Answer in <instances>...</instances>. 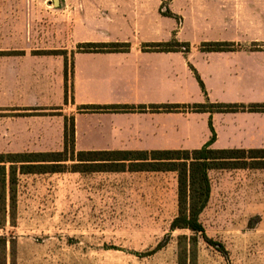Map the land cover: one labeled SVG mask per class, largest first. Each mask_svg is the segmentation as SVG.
Masks as SVG:
<instances>
[{
	"label": "crops",
	"instance_id": "obj_1",
	"mask_svg": "<svg viewBox=\"0 0 264 264\" xmlns=\"http://www.w3.org/2000/svg\"><path fill=\"white\" fill-rule=\"evenodd\" d=\"M21 1L28 21L23 36L47 38L50 45L19 48L21 55L0 61L1 85L10 88L0 109L39 114L17 123L32 138L25 149L63 150L70 117L81 152L194 151L211 143L213 131L214 150L264 149V113L79 112L94 106L264 104V0ZM173 42L189 51H143ZM82 44L130 48L79 53ZM208 44L232 46L205 50ZM66 61L73 69L68 81Z\"/></svg>",
	"mask_w": 264,
	"mask_h": 264
},
{
	"label": "rangeland",
	"instance_id": "obj_2",
	"mask_svg": "<svg viewBox=\"0 0 264 264\" xmlns=\"http://www.w3.org/2000/svg\"><path fill=\"white\" fill-rule=\"evenodd\" d=\"M22 3L0 0V61L21 55L19 48L50 47L47 38L23 36L28 21L22 18L27 8ZM67 67L68 81L73 69ZM9 89L0 80V99ZM24 112L0 109V161L17 160L10 155L63 152L24 148L32 138L17 123L39 115ZM72 118H67L69 127ZM80 152L69 153L76 161L65 163L63 173L22 174L21 164L0 163V178L4 169L7 177L11 171L16 177L12 198L8 187L6 198L0 197L5 264H264V163L214 164L210 199L199 219L204 234L196 245L188 243L194 255L179 260L178 238L195 234L171 229L178 215V174L133 172L128 162L123 172L117 167L73 172Z\"/></svg>",
	"mask_w": 264,
	"mask_h": 264
},
{
	"label": "trees",
	"instance_id": "obj_3",
	"mask_svg": "<svg viewBox=\"0 0 264 264\" xmlns=\"http://www.w3.org/2000/svg\"><path fill=\"white\" fill-rule=\"evenodd\" d=\"M171 16L170 14H168ZM232 45L229 44H208L204 45L205 50H226ZM130 48L129 44H82L77 47L79 53H111V52H127ZM189 51V45L180 43L167 44H150L143 46L145 52H172L181 50ZM56 54V53H55ZM68 67L65 62V80L67 81ZM66 90V102H67ZM264 113V104L251 106L237 105H221V104H203V105H163L150 107H82L80 113H134V112H153V113H178V112H218V113H236V112ZM71 120V119H70ZM213 139L211 143L204 148L194 151H92L80 152L77 155L78 165L73 172H99L113 171V167L123 172L125 163H130L133 172H175L178 174V215L172 223V231L188 230L195 234L194 237L182 236L178 238L179 260L189 259L194 252L189 249V244H197V236L204 234V229L199 221L200 215L207 206L211 187L209 180V171L215 169L214 164H237L241 161L247 162L252 160L253 163H264V149L259 150H213L212 142L215 139L213 131ZM65 146L63 152L58 153H28L10 155V158H17L15 161L8 160L12 165L21 164L20 172L22 174H55L63 173L66 170L67 162H75L69 157V153L74 155L75 145V127L72 118L71 126L69 120L65 119L64 132ZM69 142L72 150H69ZM251 154V157L245 155ZM219 155V157H217ZM242 155V156H239ZM164 165V168L159 167ZM78 166V167H76ZM81 166V167H79ZM14 167V166H11ZM78 168V169H77ZM79 168H82L81 170ZM84 168V169H83ZM103 168V169H101ZM3 177L0 178V192L6 198L7 187L12 198L13 184L16 177L13 171L9 177L4 169ZM6 259V243L0 240V264H5Z\"/></svg>",
	"mask_w": 264,
	"mask_h": 264
},
{
	"label": "built area",
	"instance_id": "obj_4",
	"mask_svg": "<svg viewBox=\"0 0 264 264\" xmlns=\"http://www.w3.org/2000/svg\"><path fill=\"white\" fill-rule=\"evenodd\" d=\"M49 1H53V0H49Z\"/></svg>",
	"mask_w": 264,
	"mask_h": 264
}]
</instances>
